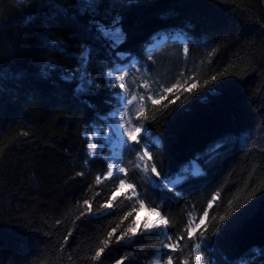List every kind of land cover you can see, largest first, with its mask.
Returning <instances> with one entry per match:
<instances>
[{
  "label": "trees",
  "instance_id": "16d2710c",
  "mask_svg": "<svg viewBox=\"0 0 264 264\" xmlns=\"http://www.w3.org/2000/svg\"><path fill=\"white\" fill-rule=\"evenodd\" d=\"M80 5L81 0H0V264H117L122 257L123 264H151L169 251L163 249L165 236L144 231L147 220L139 221L143 208L136 198L117 194L119 179L104 178L103 155L87 154L83 132L117 107L118 89L104 75L117 51L147 65L159 85L178 79H187L185 87L198 85L167 108V99L161 105L148 101L155 119L150 114L145 124L160 140L152 144L158 169L173 174L200 157L205 171L185 183L180 196L151 197L166 201L158 210L175 225L169 228L173 239L189 213L201 215L220 191L207 222L220 264L241 257L264 264V0H134L131 7L125 0H100L94 17L81 14ZM116 15L127 39L110 52L106 41L94 38L95 29H87L90 19L107 26ZM180 29L190 38L187 57L183 44L170 39ZM161 33L167 41L148 54L147 45ZM85 46L92 49L88 71L95 94L77 97V82L61 77L77 73ZM46 65L54 67L44 75ZM212 76L217 80L205 85ZM217 144L222 146L209 156ZM121 159L127 168L136 161L123 149ZM134 183L137 189L146 184L143 173ZM108 201L112 207L105 209ZM151 206L146 201L144 208ZM227 212L237 217L234 226L213 236L214 224ZM133 219L137 235L127 245L117 243ZM113 229L109 248L94 261ZM173 255L179 264L189 248Z\"/></svg>",
  "mask_w": 264,
  "mask_h": 264
},
{
  "label": "snow or ice",
  "instance_id": "6c2138e0",
  "mask_svg": "<svg viewBox=\"0 0 264 264\" xmlns=\"http://www.w3.org/2000/svg\"><path fill=\"white\" fill-rule=\"evenodd\" d=\"M134 0H125L126 6L131 7ZM100 5V0H81L80 11L81 14L90 15L94 17L97 14V10ZM121 17L120 15L114 16L109 25H104L95 19H90L88 24V31H92L94 28L96 31L95 39H102L107 42L108 48L111 51H114L119 48L121 44L127 39L125 32L121 26ZM186 33L183 29L178 30L175 33L174 38L176 40H184V53L187 57L189 51L187 43L188 39L186 38ZM160 37L157 36L156 39ZM50 43L55 44V41H50ZM92 49L90 46H85L82 53L79 56L78 64L80 68L77 73L73 74L70 72L65 73L61 79L66 82L76 81L77 87L75 88V95L77 97H84L95 94V85L89 77L88 65L90 62V54ZM151 59V57H149ZM119 61V62H118ZM112 67L107 71L105 75L106 82L109 87L118 89L114 92L116 97L118 109L114 111L109 117L108 126L101 130L99 133H93L89 140L93 137H100L104 143L103 147L109 145L113 146L114 155L107 158L110 161L109 168L106 173V177L119 179V188L123 190L125 186L131 190L132 196L136 197V202L139 203L140 208L146 207V201L149 205H154L149 208V210L156 214L159 217V222L143 224V229L145 232H151L156 230V234L165 236L167 242L163 243V249L169 250L163 255H166L167 259L163 261V264H174V253L178 250L183 251L185 247L189 248V256H185L179 261V264H201L205 261V256H207V264H220V260L217 258V250L213 245L208 241V221H209V210L213 209L214 204L217 202L220 197V191H217L212 198L208 201L207 207L202 211V214L199 216H194L191 212L189 213V221L185 225L182 232L175 236L170 234L169 228L175 229V225L170 226V222L167 219V214H162L160 209L162 205L166 202L165 200H160L159 203L152 201L151 197L154 193H160L161 195L172 193L175 196L181 195V189L187 182H191L194 177L205 176V171L203 167L199 164L200 157H195L193 160L189 161L187 164L182 166L177 172L173 174H164L157 167V157H154L152 152V144L159 145V138H153L150 127L145 124L150 117L155 119L154 109L148 104V101L151 102V105H161V101L167 99V103L163 104V108H167L169 104L176 103L177 100H180L184 92L192 93L193 89H197L198 85L196 82H192L190 85L185 87L188 83L187 79H184L181 82L180 79L177 80L175 84L170 86L159 85L158 82H153L157 84L158 90L153 94L152 83L148 80L143 81L140 84L135 82H129L130 72L128 69L133 67L137 61L134 57L127 56L121 52H116L115 58L112 60ZM54 67V65H46L44 68V75L48 74V70ZM144 68L147 71L151 69L145 65ZM139 71V69H137ZM183 77V73H181ZM217 76H212L211 80L205 81V85H209L217 80ZM143 88L144 92H140L139 89ZM168 94H172L174 99H168ZM184 99H188L187 96ZM81 103L85 104L89 108H95V105L91 104L87 100H81ZM105 103H109L108 100ZM26 135V133H25ZM93 142L89 144L88 155L92 156L98 152V143ZM222 145L217 144L209 150V156L212 153H215ZM123 149L125 154H131L135 156L136 161L132 164L131 168L119 166L125 163V160L120 158L119 150ZM89 161L86 160V163ZM129 171L132 172V175L129 176ZM143 173V178L146 181V184H141L140 188L137 189L136 183L137 174ZM78 175H80L78 173ZM100 182V177H97V183ZM145 187L149 190L145 191ZM132 196H129L128 199L131 200ZM113 200L116 199L115 194L112 197ZM83 203L88 205V213L92 211L91 204L88 200H84ZM105 209L112 207L111 201H108L103 205ZM133 207V211H135ZM85 215V213H81ZM132 215L131 212L128 213V216ZM232 217V219H229ZM79 219V217H77ZM127 219V216L124 217ZM213 221H216V216L211 217ZM237 217L232 216V212H227L225 215L219 216V222L214 224L212 235L215 236L217 232L221 231V228L227 230L234 226V221ZM198 221V222H197ZM116 229L108 232V239L103 240V247L99 248L95 252V255L92 257L94 261H100L102 253L109 248L112 237L114 236ZM138 229L136 227V221L133 219L131 224L119 235L116 237V242L119 243L124 241V244L127 245L131 238L136 236ZM70 235V233H69ZM190 240L193 243L189 246L183 245L184 240ZM194 252V257L191 254ZM127 257H122L121 260L117 261V264H123L124 259ZM155 264H161V260L155 261ZM224 264H250L249 261H246L241 257L236 262H229L225 259Z\"/></svg>",
  "mask_w": 264,
  "mask_h": 264
},
{
  "label": "rangeland",
  "instance_id": "374dc122",
  "mask_svg": "<svg viewBox=\"0 0 264 264\" xmlns=\"http://www.w3.org/2000/svg\"><path fill=\"white\" fill-rule=\"evenodd\" d=\"M159 36V39H156V37ZM175 34H173L171 36L172 40H176L174 38ZM168 36L166 34H159V35H155L152 38V41L147 45V51L149 54L153 53V52H158L162 49L163 44L167 41ZM178 42L182 43L183 46L185 45V41L184 40H177ZM137 69H139V71H137ZM130 72V76H129V82H135L136 84H140L145 80H148L150 83H152V87H153V94H155V91L158 90L157 85H155L156 83H153L155 81H153V77L151 75V73L149 71H147L144 67H141L138 65V63H136L133 67H131L130 69H128ZM140 92H144L143 88L139 89ZM118 109V104L117 107L109 112L108 114L104 115L101 117V123L99 124H95L91 127L90 130H87L85 132H83V136L85 137L86 141H87V154H88V147L90 143L93 142H97V140L99 139V143H98V152L95 155H103V157L105 158L106 162H107V166L109 168V163L110 161L107 159L111 156L114 155V151H113V146L109 145L107 147H103V143L104 141L100 138V137H93L91 140H89V137H91L93 135V133H99L101 132V130L105 129L108 126L109 120L108 117L114 112L117 111ZM122 149V148H121ZM121 149L119 150V152L121 151ZM94 156V155H92ZM90 156V157H92ZM107 173V172H106ZM104 178H108L106 177V174L104 176ZM126 194L128 197L132 196V192L130 189H128L126 186L123 190H121L120 188L117 191V194ZM132 198H136L135 196H132ZM146 218L148 223H153V222H159V217L156 216L155 213L151 212L150 210H148L147 208H143L142 211L139 214V221H142ZM165 251H168L167 249H165ZM193 257H194V252H193ZM167 257H165L163 255V253L158 254L156 256V258L151 262V264H155V261L157 260H161V264H163V261L166 260ZM202 264V262H201Z\"/></svg>",
  "mask_w": 264,
  "mask_h": 264
},
{
  "label": "bare ground",
  "instance_id": "6f19581e",
  "mask_svg": "<svg viewBox=\"0 0 264 264\" xmlns=\"http://www.w3.org/2000/svg\"><path fill=\"white\" fill-rule=\"evenodd\" d=\"M148 52V51H147ZM174 51H172V53H173ZM171 53V54H172ZM149 54V53H148ZM153 54V53H152ZM173 56V55H172ZM171 56H169L168 58H170ZM171 59V58H170ZM119 155H120V158H121V154H120V152H119ZM110 164V163H109ZM119 166H122V165H119ZM108 179V178H107ZM155 257V256H154ZM151 261V260H150Z\"/></svg>",
  "mask_w": 264,
  "mask_h": 264
}]
</instances>
